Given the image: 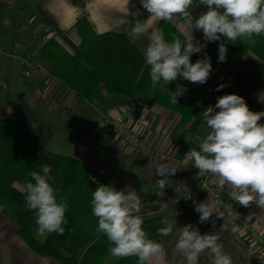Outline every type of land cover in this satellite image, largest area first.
Returning <instances> with one entry per match:
<instances>
[{
	"label": "crops",
	"instance_id": "crops-1",
	"mask_svg": "<svg viewBox=\"0 0 264 264\" xmlns=\"http://www.w3.org/2000/svg\"><path fill=\"white\" fill-rule=\"evenodd\" d=\"M204 11V6H193L191 9L194 17ZM147 16V10L141 6L140 0H0L1 117L21 119L29 143L80 160L101 174L108 185H111L110 181L99 164L90 165L86 161V155L93 146H101L104 153L117 157V160H127L131 168L147 167L145 182L154 190V199L144 201L139 215L144 219L143 228L149 238L163 245L165 264H186L175 244L179 227L187 224L198 228L201 234L218 233L223 252L232 258V264H260L257 261L260 256L258 252L254 257H248L244 248L227 233L206 222L200 223L199 217L194 214L188 213L177 221H174V214L170 215L167 210L154 214L159 209L155 199L159 188L155 166L164 161L153 155L138 154L130 145L116 138L104 122V118L121 121L126 113H130L133 119L129 125L139 132L153 153H172L177 159L184 152L196 148L211 131L201 114L209 105L214 107L218 97L237 94L244 98L251 111H264V62L256 54L247 51L236 60L227 51L225 61L220 62L219 41L208 42L200 53H195L199 59L207 54L215 78L204 84L178 78L195 88L201 97L199 111L185 123L179 122L176 113L143 99L127 101L103 93L91 101L79 100L65 85L49 75L48 64L38 57L39 48L49 39H54L68 53L74 54L80 42L75 23L84 17L96 33H125L145 58L144 50L149 43L147 35L132 38L128 32L136 20L144 21ZM156 23L158 26L159 21ZM169 23L184 38L190 35L191 29L184 26L181 18L174 17ZM192 35L196 41L205 43L202 31L194 29ZM241 39L251 44L257 40L264 43V35ZM21 60L36 65L39 72L29 77L21 76L20 73L24 71ZM220 85L224 87L217 91ZM260 123H264V117ZM55 135L59 139L54 144ZM176 169L173 176L189 185V178H184L182 171ZM225 188L230 191L227 186ZM181 208L186 209V206L182 205ZM238 208L249 223H254L255 215L264 219V208L254 203L247 207L238 204ZM165 217L174 222L173 233L159 236L157 229L164 227L161 220ZM16 229V224L0 208V264H60L53 258L34 254L17 235ZM262 233L264 238L263 229ZM199 264H212L210 252L201 253Z\"/></svg>",
	"mask_w": 264,
	"mask_h": 264
},
{
	"label": "clouds",
	"instance_id": "clouds-1",
	"mask_svg": "<svg viewBox=\"0 0 264 264\" xmlns=\"http://www.w3.org/2000/svg\"><path fill=\"white\" fill-rule=\"evenodd\" d=\"M147 10L144 21L136 20L128 32L132 38L147 35L149 43L144 50L146 64L150 66V79L155 87L164 88L178 78L191 83L204 84L210 77L212 65L205 53L203 59L191 62L194 53H200L208 42L229 41L264 35V0H140ZM204 6L206 11L194 17L191 9ZM174 17L183 20L191 29L190 35L181 40L174 36L171 41L157 26L158 21L169 22ZM203 32L205 43L196 41L193 30ZM227 48L219 45V61L226 59ZM224 85H220L219 91ZM187 89L178 86L169 91L170 103L177 105V98ZM216 109H219L217 111ZM202 117L211 130L197 148H191L184 160L191 161L198 174H211L219 189L227 186L232 201L249 206L255 204L264 208V111L253 112L243 97L224 94L217 98L213 107L209 105ZM163 159V158H162ZM160 179V189L171 186L170 176L177 171L168 161L155 166ZM51 166L41 165V171H32L31 179L23 188L26 193V207L36 214V231L39 235L56 233L63 235L67 223L65 213L67 202L58 199L56 189L50 183ZM200 223L210 220L217 213L210 202H194ZM92 213L98 218L97 233H102L112 247L114 257H138V264H165L166 253L161 243L150 239L143 228L144 219L139 215L141 198L134 190H116L111 185H100L92 194ZM168 203H160L157 213L164 212ZM219 217L222 214L217 213ZM176 223V222H175ZM215 223V221H213ZM164 227L157 229V235L173 233L174 222L167 217L161 220ZM223 227V226H222ZM218 233L201 234L192 224L179 227L176 250L185 258L186 264H199L201 253L208 251L212 264H232V258L223 252Z\"/></svg>",
	"mask_w": 264,
	"mask_h": 264
},
{
	"label": "trees",
	"instance_id": "trees-1",
	"mask_svg": "<svg viewBox=\"0 0 264 264\" xmlns=\"http://www.w3.org/2000/svg\"><path fill=\"white\" fill-rule=\"evenodd\" d=\"M198 2V0H194ZM158 27L171 41L184 36L169 22L159 21ZM80 42L74 54L68 53L54 39L45 41L38 57L49 66V75L65 85L79 100L91 101L103 93L127 101L147 100L164 110L174 112L179 122L189 121L200 109L201 97L197 90L180 80L164 88L153 86L143 55L122 32L96 33L84 17L75 23ZM227 51L236 60L252 51L264 62V43H248L243 39L229 41L221 37ZM195 63L199 58L190 57ZM215 78L211 71L209 81ZM178 86L187 91L170 103L169 91ZM51 166L50 181L58 199L67 202L63 235L45 234L36 238V214L26 207L24 184L32 171H41V165ZM106 179L83 162L59 155L29 143L24 124L19 118L0 116V208L16 224V233L36 255L50 257L60 264H138V257H114L107 237L97 233L98 218L92 213V194ZM140 214V213H139Z\"/></svg>",
	"mask_w": 264,
	"mask_h": 264
},
{
	"label": "built area",
	"instance_id": "built-area-1",
	"mask_svg": "<svg viewBox=\"0 0 264 264\" xmlns=\"http://www.w3.org/2000/svg\"><path fill=\"white\" fill-rule=\"evenodd\" d=\"M21 64L24 66V77H29L31 74L39 72L36 65L30 64L26 60H21ZM132 119L131 114L126 113L121 121L116 122L104 118V122L110 127L112 134L116 138L130 145L138 154L142 156L153 155L164 162L170 161L174 167L182 171L184 178H189L190 180L189 185H186L183 180H178L173 175L170 176L169 179L172 181V185L166 186L163 190L158 188L155 194L158 206L162 202L168 203V207L165 210L172 208L174 221H177L188 213L199 217V214L195 211L194 202L210 201L215 206L216 212L222 214L223 217L213 213L206 224L227 233L232 240L244 248V252L248 257H254L255 253L258 252L260 256L257 257V261L260 264H264V238L262 233V229L264 230V219L255 215L254 223H249L239 211L238 203L232 201L228 189H219L218 185L213 182L216 179L214 176L211 174H198V169L193 167V163L184 160L188 151L177 159L172 153H153L147 142L139 135V132L129 125ZM199 144L196 146L197 150H199ZM158 178L160 179L161 177L158 176ZM225 195L229 196V198H226ZM182 205L186 206V209L181 208Z\"/></svg>",
	"mask_w": 264,
	"mask_h": 264
},
{
	"label": "rangeland",
	"instance_id": "rangeland-1",
	"mask_svg": "<svg viewBox=\"0 0 264 264\" xmlns=\"http://www.w3.org/2000/svg\"><path fill=\"white\" fill-rule=\"evenodd\" d=\"M20 74L23 76L22 72ZM0 116H3V114H0ZM58 139L59 137L55 135L53 138L54 142L52 141V143L55 144ZM104 152L101 146H93L86 155V161H88L90 165L99 164V167L106 172L110 184L115 187L116 190L128 191L130 189L136 191L141 198V205L145 200L151 201L154 199V190L152 191L149 185H147L148 183L145 182L147 167L136 166L131 168L127 160H117V157L109 156ZM167 211H169L170 215L173 214L172 208H169ZM35 236L39 240L45 237V235H39L37 231L35 232Z\"/></svg>",
	"mask_w": 264,
	"mask_h": 264
}]
</instances>
